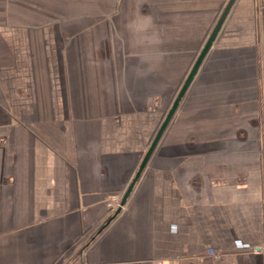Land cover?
Wrapping results in <instances>:
<instances>
[{
	"label": "crops",
	"instance_id": "crops-1",
	"mask_svg": "<svg viewBox=\"0 0 264 264\" xmlns=\"http://www.w3.org/2000/svg\"><path fill=\"white\" fill-rule=\"evenodd\" d=\"M25 1L0 0V264H264V0H236L85 249L228 0H75L58 27Z\"/></svg>",
	"mask_w": 264,
	"mask_h": 264
},
{
	"label": "water",
	"instance_id": "water-1",
	"mask_svg": "<svg viewBox=\"0 0 264 264\" xmlns=\"http://www.w3.org/2000/svg\"><path fill=\"white\" fill-rule=\"evenodd\" d=\"M235 2H236V0H229V1L227 2L226 6H225V8H224V11L222 12V14H221V16H220V18H219L217 24L215 25V27H214V29H213V31H212V33H211V35H210V37H209V39H208V41H207V44H206V47H205V49H204V52L202 53V56H201V58L199 59V61H198L197 65H196V67L194 68V72H193V74H195V72H196V70H197V68H198V66H199V64H200V62H201V60H202V58H203L205 52H207V50L210 49V47L212 46L214 40L216 39V36L218 35L219 30L221 29L223 23L225 22V20H226L227 16L229 15V13H230V11H231V9H232V7H233V5H234ZM186 85H187V84H186ZM181 97H182V94H181L180 97L177 99V101L175 102L174 106L172 107V109H171L169 115H168L167 118L165 119V121H164L162 127L160 128V130H159V132H158V134H157L155 140L153 141V143H152V145H151V147H150L148 153L146 154V156H145V158H144V160H143V163H142V165H141V167H140L138 173L136 174V176H135V178L133 179L132 183H131L130 186L128 187V189H127V191H126V193H125V195H124V197H123V199H122V201H121V203H120V206H119L118 209L113 213V215H112L111 217H109L108 220H107V221H106V222H105V223H104V224L98 229V231L95 233V235H94V236L90 239V241L85 245L84 249H85V248H86V247H87L92 241H94V240H95V239H96V238H97V237H98V236H99V235H100V234H101V233H102V232H103V231H104V230H105L110 224H111V222H112L114 219H116V217L121 213L122 208H123V206L126 204L128 198H129V196H130V194H131V192H132V190H133V188H134V185L136 184V182H137L139 176L141 175L142 170L144 169L146 163L148 162V160H149L150 157L152 156V154H153L155 148L157 147L158 143L160 142V140H161V138H162V136H163V134H164V132H165V130H166V128H167V126H168V124H169V122H170V120H171V118H172V116H173V114H174V112H175V110L177 109V107H178V105H179V103H180V99H181ZM253 250L256 251V252H259V251L262 250V247H255ZM263 251H264V249H263Z\"/></svg>",
	"mask_w": 264,
	"mask_h": 264
},
{
	"label": "flooded vegetation",
	"instance_id": "flooded-vegetation-1",
	"mask_svg": "<svg viewBox=\"0 0 264 264\" xmlns=\"http://www.w3.org/2000/svg\"><path fill=\"white\" fill-rule=\"evenodd\" d=\"M228 1H229V0H228ZM75 9H78V10H79V9H80V5H79V6H78V5L76 6V5L73 4V12L75 11ZM64 20H65V19H64V15H59L58 17H56V19H55V21H57V22H56V26L58 27L59 25L64 24ZM211 33H212V32H211ZM211 33H210V35H211ZM210 35H209V36L207 37V39L205 40L204 45H203V48H202V50H201L199 56H198V57L196 58V60L192 63V65H191V67L188 69V71L183 75V78H182V81H181V86H180V88H179L177 94H176L175 97L173 98L172 103L170 104L168 110L166 111V113H165V115H164V119H163V121H162L161 127H162V125H163L165 119H166L167 116L169 115V113H170L172 107L174 106L175 102L177 101V99H178V98L180 97V95L182 94V97H181V99H180V103H181L182 99L185 97L187 91L189 90L190 86L192 85V83H193L195 77L197 76V74H198V72H199V70H200V68H201V65L203 64V61H204V59H205V57H206V55H207V53L209 52L210 49H208L207 52H205V54H204V56H203V58H202V60H201V62H200V64H199V66H198V68H197V70H196V72H195V74H193V72H194V68L196 67V65H197V63H198V61H199V59L201 58L202 53L204 52V49H205V47H206V44H207V41H208ZM216 38H217V36H216ZM215 40H216V39H215ZM215 40H214V42H215ZM214 42H213V44H214ZM213 44H212V46H213ZM212 46H211V47H212ZM211 47H210V48H211ZM186 84H187V85H186ZM180 103H179V105H180ZM179 105H178V107H179ZM178 107H177V109L175 110L174 114L177 112ZM174 114H173V116H172L170 122L172 121V119H173V117H174ZM170 122H169V124H170ZM169 124H168V126H169ZM168 126H167V128H168ZM161 127H160V128H161ZM167 128H166V129H167ZM159 130H160V129H159ZM165 131H166V130H165ZM158 132H159V131H158Z\"/></svg>",
	"mask_w": 264,
	"mask_h": 264
},
{
	"label": "rangeland",
	"instance_id": "rangeland-1",
	"mask_svg": "<svg viewBox=\"0 0 264 264\" xmlns=\"http://www.w3.org/2000/svg\"><path fill=\"white\" fill-rule=\"evenodd\" d=\"M19 1L20 3L26 2L25 0H16ZM112 0H110L111 2ZM73 3H75V0L71 1V8H69L67 2L66 3H59L57 0L56 1H51V0H34V10L39 13L36 14H41L44 16H49L51 19L54 20V18L58 17L59 15H66L73 13ZM101 10L103 11V14H107V4L104 2L103 6L101 7ZM107 11V12H106ZM83 14L84 16L87 15H92L93 10L92 8L84 7L83 8ZM90 18H88L89 20Z\"/></svg>",
	"mask_w": 264,
	"mask_h": 264
},
{
	"label": "built area",
	"instance_id": "built-area-1",
	"mask_svg": "<svg viewBox=\"0 0 264 264\" xmlns=\"http://www.w3.org/2000/svg\"><path fill=\"white\" fill-rule=\"evenodd\" d=\"M109 209H110V210H113V206H112V205H111V206H109Z\"/></svg>",
	"mask_w": 264,
	"mask_h": 264
}]
</instances>
